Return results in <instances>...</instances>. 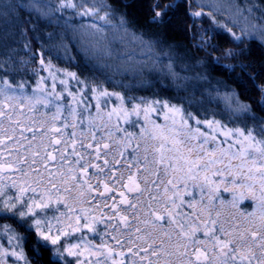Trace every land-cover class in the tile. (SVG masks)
<instances>
[{"label":"snow or ice","instance_id":"obj_1","mask_svg":"<svg viewBox=\"0 0 264 264\" xmlns=\"http://www.w3.org/2000/svg\"><path fill=\"white\" fill-rule=\"evenodd\" d=\"M186 2L191 7L190 0ZM205 2L212 12L223 7L220 0ZM175 6L157 0L154 19L159 21L163 10ZM197 6L202 9L205 4L198 0ZM8 7L11 11L0 12V19L12 16L19 21L25 38L28 29L22 25L29 24L33 31L35 25L19 14L33 10L58 23L54 13L83 8L77 15L111 24L110 11L99 15L110 8L103 0H94L91 8L83 0H59L55 7L39 0H12ZM230 7L235 8L236 19L229 17L232 23L239 24L241 18L246 23L239 35L227 24L220 27L234 42L246 39L264 47V23H247L244 15L264 6ZM212 12L207 15L212 17ZM125 25L121 17L120 26L127 33ZM24 48L30 50V45ZM0 49V216L19 221L41 246H58L54 255L63 264H264V117L251 114V106L241 103L235 92L230 97L236 105L230 121L249 114L252 125L229 126L207 115L201 118L167 100L126 97L81 80L74 72L59 79L63 87L58 91L57 76L42 56L39 64L49 71L50 87L44 77L35 89L24 80L14 84L10 74L28 61L21 60L17 67L16 49L6 44ZM246 54L247 48L225 52L232 57ZM167 67L177 76L171 63ZM225 67L234 70L236 65ZM241 67L246 71L248 65ZM70 80L76 81L75 91ZM256 88L264 106V85ZM111 97L119 103L110 106ZM157 106L163 124L151 118ZM221 189L231 193V199L222 197ZM246 201L254 202L252 210L247 205L241 209ZM0 228L12 246L0 242V264H9V257H15L12 264H31L25 237L8 225ZM85 229L92 239L83 235Z\"/></svg>","mask_w":264,"mask_h":264},{"label":"trees","instance_id":"obj_2","mask_svg":"<svg viewBox=\"0 0 264 264\" xmlns=\"http://www.w3.org/2000/svg\"><path fill=\"white\" fill-rule=\"evenodd\" d=\"M238 1L264 6V0ZM39 2L55 7L59 0ZM71 2L79 4L81 0ZM83 2L91 8L94 0ZM95 2L99 3V0ZM156 2L157 0H103L110 8L102 10L99 15L103 16L104 11H110L108 19L111 20V28L119 35L117 41L105 47L97 46L85 38L88 28L99 25L100 21L95 16L77 15L78 11H84L83 8H64L54 13L53 18L58 19V23L40 18L34 10L30 15L28 12L20 13L22 20L30 19L31 24L35 25V31L31 30L29 24L22 25L28 29L26 38L20 35L19 21H14L12 16L7 21L0 19V45L6 44L9 48L16 49L14 59L17 67L21 60L28 61L21 71L10 74V82L15 84L24 80L31 86L38 83L40 77H44L37 69L41 55L58 70L74 72L81 80L102 85L110 92H119L126 97L131 95L136 98L167 100L172 104L183 105L201 118L207 115L209 119L215 118L229 126L233 123L252 125L255 122L249 114H239L234 121H230L231 110L236 106L230 98L233 92L241 103L251 106V114L264 117V106L259 103L262 94L256 88L257 84L264 85V47L246 39L242 43L234 42L229 33L214 26L210 17L194 20L189 12L203 10L195 0H190L191 7L186 0H159L161 4L176 6L163 10L164 14L156 21L153 9ZM11 3L12 0H3L0 12L11 11L8 7ZM254 9L264 12L260 7ZM121 17L126 21L127 33L120 26ZM233 31L237 34L239 32L235 28ZM131 33L137 39H133ZM199 37H204L205 42L197 43ZM25 43L30 45V50L24 48ZM126 48V53L121 55ZM244 48L248 49L246 55H225L228 49L238 52ZM93 49L100 52V56L107 52L111 54L105 60L98 59ZM109 56L123 57L124 67L121 72L117 73L105 65L109 64ZM169 63L177 76L170 75L167 67ZM226 65L236 67L229 70ZM241 65H248L247 70ZM249 74L255 79H250ZM70 84L75 91L76 81L70 80ZM4 223L14 227L25 237L27 254L37 264H63L62 260L53 256L50 249L43 246L38 250L35 248L36 235L31 230L25 229L11 217H0V225ZM35 253H40L36 259Z\"/></svg>","mask_w":264,"mask_h":264},{"label":"rangeland","instance_id":"obj_3","mask_svg":"<svg viewBox=\"0 0 264 264\" xmlns=\"http://www.w3.org/2000/svg\"><path fill=\"white\" fill-rule=\"evenodd\" d=\"M195 1H196V3H198V0H195ZM200 2L205 4V6L202 8L203 9L202 11L205 13V15L204 16H201V17H193L192 16L194 18V20H196V21H200L201 19H203V17L205 18L206 16L207 17H210V16L207 15V13L212 12L211 8L207 7V4H206L205 0H200ZM220 2L223 5V7L221 8V11L220 12H212V17H215V19H212V17H210L212 19V22H213L214 26H217V28H219L221 30L223 28H221L220 25L227 24L228 27L232 28V30H233V28H235L236 30L239 31V28L241 26H243V24L246 23V22L241 18L239 20V24H235L234 25L232 23V19H236L235 15H234L235 8H232L230 6L233 3H235V4H239L241 7H244L246 3H244V2L241 3L238 0H220ZM193 12H195V11H193ZM244 15L249 17V20L247 21V23H253V22L254 23H264V21H262L260 19L261 16H264V12L263 11H257V10H255L253 8L252 14H249V13L245 12ZM230 16L232 17V19L229 18ZM98 20L100 21V22H98L99 25H95V26H100L101 28H103L104 29V33H102V34L101 33H98L96 31V27H93V25H91V27L88 28L89 30H87L88 32H87L85 38H88V41L89 42L91 41V43H93V44H95L97 46H100V47H105L107 44L114 43L115 41H117L118 38H119V35L116 32H114V30L111 28L112 26L110 24H106V21L103 20V19H98ZM238 35H239V32H238ZM203 40H205L204 37H199V39L197 40V43L200 44L202 42H205ZM128 43H130V42L128 41ZM92 47H93V45H92ZM93 48H95V47H93ZM96 49H99V48L96 47ZM126 50H128V48L124 49L121 52V55H124L126 53ZM141 50L143 51L144 49L142 48ZM92 51H93V53H95V54L98 55V57H97L98 59H104L105 60V58L107 57V55H109V52H107V53L102 54L100 56L99 55L100 52H98V51H96L94 49ZM40 58H41V55H40ZM107 61H108L109 64H105V65L108 66L109 68H111L113 71H115L117 73L121 72L120 71L121 68L124 67L123 57H120V58L116 57L115 58L113 56H109V58H108ZM45 63L46 64H49V62H47V61H45ZM50 65H51L52 72H54L55 75L57 76V90L59 91L63 87L62 85L59 84V79H66L67 78L66 75H65L66 74V71H64V70H58L56 68V66H54V64H50ZM37 69H38V72H41L42 74H44L45 83L48 84L49 87H50V85H51V78L49 76V71L46 68H42L40 66L39 62H38V68ZM69 84H70V81H69ZM36 85H37V83L35 85L31 86V88L32 89H35ZM70 86H71V84H70ZM67 99L70 100V98H67ZM92 103L94 104L95 101L93 100ZM118 103H119V101H117L115 99V97H111V105L110 106L116 105ZM157 108H158V111L156 113H153L151 118L154 121H156L157 123L163 124L164 123L163 113L159 110V107L158 106H157ZM133 119H135V117H133ZM140 124L141 125L143 124V120L142 119L140 121ZM123 126L124 127H127L129 131L134 132V133H138V131H139V128L138 127L137 128H131L128 125H123ZM234 163H237V162H234ZM194 194H196L198 196V193H194ZM231 195H232L231 193L224 192L223 189H221V196L224 197L225 199H231ZM186 199H190V197H186ZM252 203H254V202H248V201L242 202L241 203V209H243L247 205L248 206V210H252V208H251V204ZM123 207L124 206H122V208ZM104 211L105 212H108V209H104ZM226 215H230V213L229 214H226ZM0 217H2V216H0ZM2 225H6V224L4 223V224H1L0 226H2ZM16 231L18 232V230H16ZM7 235L8 234L5 233L2 228H0V242H3L4 243V246L6 248L11 249L12 246L11 245H8L6 243V241H7ZM83 235L87 236L89 239H92V237H93V234L92 233H89L86 229L84 230ZM35 239L37 241V238L36 237H35ZM94 242L95 243H99L100 241L97 239ZM40 246H41V244L40 243H37L35 245V248L38 250ZM57 247L58 246L48 245V247H46V248H48V249H50L52 251L54 257H57L58 259H60L58 257V255H54V251H55V249ZM16 250L19 251V248H17ZM24 251H25V254L28 257V259L31 261V264H37L36 260H33V259H31L28 256L27 251H26V248H25V243H24ZM125 251H126V249H125ZM39 254L40 253H35L34 259L38 258V255ZM67 259L68 260H72L73 258L72 257H68ZM8 260H9V264H12V262L15 261V257H9ZM61 260L62 259H60V261ZM61 262L63 263V261H61ZM16 264H24V262L23 261H17Z\"/></svg>","mask_w":264,"mask_h":264}]
</instances>
